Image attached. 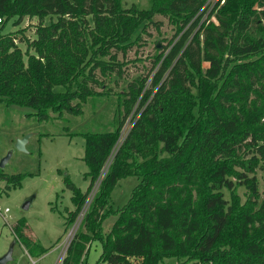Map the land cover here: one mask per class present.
<instances>
[{"label":"trees","instance_id":"1","mask_svg":"<svg viewBox=\"0 0 264 264\" xmlns=\"http://www.w3.org/2000/svg\"><path fill=\"white\" fill-rule=\"evenodd\" d=\"M205 2L150 0L138 8L121 0H0L4 22L38 19L34 38L0 25V102L32 107L40 120L79 115L88 97L109 95L105 79L120 78L124 63L117 54L137 43L153 16L172 25L173 37L184 29L154 57L152 68L160 62L146 88L139 75L116 92L123 111L113 129L82 134L89 184L82 192L65 177L74 205L66 224L137 103L62 264H80L93 240L101 244L96 264H264V197L255 176L264 174V0H223L212 20L210 13L199 23ZM129 175L138 182L122 206L110 208L111 189ZM22 177L0 169L7 188ZM109 213L116 217L105 234Z\"/></svg>","mask_w":264,"mask_h":264},{"label":"rangeland","instance_id":"2","mask_svg":"<svg viewBox=\"0 0 264 264\" xmlns=\"http://www.w3.org/2000/svg\"><path fill=\"white\" fill-rule=\"evenodd\" d=\"M149 1L121 0V3L126 7L134 4L138 8H147ZM221 4L220 0H207L202 8L200 21L205 20L210 13L208 19L212 20L213 13ZM15 19L10 18L4 22V18H1L3 33L23 29L26 36L35 37L33 24L38 22L37 18H24L19 24H14ZM153 20L154 23H148L145 31L140 33V39L135 45L122 57L117 54V58L124 63L120 78L115 82L105 79L110 94L88 97L82 104L81 114L73 115L64 111L60 115L51 113L48 119L40 120L32 107L0 102V160L9 150L14 149L8 162L0 169L9 175L23 174L21 185L17 188H7L6 181L0 179V256L14 243L12 259L6 264H55L71 228L75 227V233L84 229L86 215L99 192V184L109 170L112 157L130 127L137 103L119 130L109 157L84 202L82 213L70 224H66V219L74 208L71 202L73 192L65 177L67 176L82 192L87 189L89 177H85L88 166L83 160L85 139L82 134L113 129L116 114L123 111L120 96L116 92L126 90L127 82L139 75L147 76L144 85L146 88L160 62L152 68L154 57L160 53L163 57L184 30L173 37L175 29L164 17L155 15ZM49 22L50 17H45L44 24ZM20 47L25 49L22 43ZM97 89L100 90L98 87ZM25 134H30L25 150L15 149L16 139ZM255 176L261 196L264 197V174L256 169ZM137 182L138 179L134 175L119 179L110 191V208L122 206ZM237 192L240 199H243L244 188L237 187ZM31 196L34 197L30 207L23 209L22 203ZM6 207L8 211L4 212ZM115 217L113 213L104 217L100 227L103 233L109 232ZM100 253L101 244L93 240L80 264H96ZM175 263L176 259L165 258L158 264Z\"/></svg>","mask_w":264,"mask_h":264},{"label":"water","instance_id":"3","mask_svg":"<svg viewBox=\"0 0 264 264\" xmlns=\"http://www.w3.org/2000/svg\"><path fill=\"white\" fill-rule=\"evenodd\" d=\"M30 137V134H25L20 138L16 139L14 148L24 151L25 150V144ZM14 149L9 150L0 160V168H3L5 164L8 162L9 158L11 157L12 152ZM34 196L28 197L21 205L23 209H28L32 203V199ZM14 243H12L2 256H0V264H6L9 260L12 259V251H13Z\"/></svg>","mask_w":264,"mask_h":264},{"label":"built area","instance_id":"4","mask_svg":"<svg viewBox=\"0 0 264 264\" xmlns=\"http://www.w3.org/2000/svg\"><path fill=\"white\" fill-rule=\"evenodd\" d=\"M207 1V0H206ZM220 1H223V0H220ZM205 4V3H204ZM204 6V5H203ZM203 8V7H202ZM202 8H201V13H202ZM202 17V16H201ZM201 19V18H200ZM0 20H1V18H0ZM202 21V20H201ZM201 21H199V23L201 22ZM8 211V208L6 207L5 209H4V212H7ZM81 211V210H80ZM83 211V210H82ZM82 211L81 212H79V214L80 213H82ZM78 214V215H79ZM77 218V217H76ZM75 225V224H74ZM74 227V226H73ZM71 228V230H70V232L68 233V235H67V238L65 239V241H64V243H63V248H62V251H61V254H60V256H59V258H58V260H57V262L55 263V264H62V262H63V259H64V256H65V253H66V251H67V248H68V246H69V244H70V242L72 241V239H73V237H74V235L76 234L75 233V230H74V228Z\"/></svg>","mask_w":264,"mask_h":264}]
</instances>
